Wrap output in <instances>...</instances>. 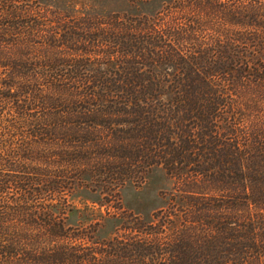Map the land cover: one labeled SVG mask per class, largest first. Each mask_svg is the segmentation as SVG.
<instances>
[{"label": "trees", "instance_id": "trees-1", "mask_svg": "<svg viewBox=\"0 0 264 264\" xmlns=\"http://www.w3.org/2000/svg\"><path fill=\"white\" fill-rule=\"evenodd\" d=\"M53 15L0 0V264H128L142 250L157 264H264V0L113 13L83 27L82 48L78 18ZM80 130L128 152L95 162L109 208L153 165L181 181L171 237L91 241L66 223Z\"/></svg>", "mask_w": 264, "mask_h": 264}, {"label": "rangeland", "instance_id": "rangeland-1", "mask_svg": "<svg viewBox=\"0 0 264 264\" xmlns=\"http://www.w3.org/2000/svg\"><path fill=\"white\" fill-rule=\"evenodd\" d=\"M163 1L165 0L133 4L130 0H43L46 7L58 14L51 16V21H59L57 18L65 19L64 25L73 28L74 25L69 24L67 20L78 18L80 48L84 26H91L98 19L113 13L151 16L160 10ZM68 28L66 39L76 38L74 33L77 32ZM96 134H86L80 130V136L85 137L80 140V186H74L66 197L69 204L66 223L73 228H85L86 233L91 236V241L109 239L116 234L123 235L128 229L135 234L139 230L157 237H161L162 230L167 229L165 236L171 237L174 225L164 220V214L171 197L178 196L177 190L184 188L181 181L171 177L162 166L153 165L144 172L142 178L126 179L117 189V200L113 202V208H109L108 204L101 200L99 187L91 177L95 162L100 156L115 154L117 150L121 154L128 152L117 149V145L110 148L101 145ZM106 208H109L111 216L106 215ZM173 223L176 224V221ZM133 251L135 250H130V253ZM143 253L145 251L142 250L140 255L131 257V260L127 261L128 264H157L144 258Z\"/></svg>", "mask_w": 264, "mask_h": 264}]
</instances>
